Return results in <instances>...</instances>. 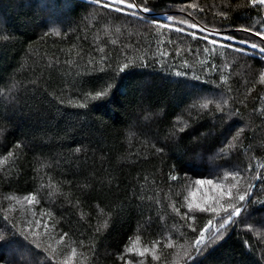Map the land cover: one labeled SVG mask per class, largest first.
Wrapping results in <instances>:
<instances>
[{
    "label": "trees",
    "instance_id": "1",
    "mask_svg": "<svg viewBox=\"0 0 264 264\" xmlns=\"http://www.w3.org/2000/svg\"><path fill=\"white\" fill-rule=\"evenodd\" d=\"M145 2L138 18L116 0H0L8 264H264V56L241 30L264 28L261 7ZM229 204L244 211L219 229Z\"/></svg>",
    "mask_w": 264,
    "mask_h": 264
},
{
    "label": "snow or ice",
    "instance_id": "2",
    "mask_svg": "<svg viewBox=\"0 0 264 264\" xmlns=\"http://www.w3.org/2000/svg\"><path fill=\"white\" fill-rule=\"evenodd\" d=\"M95 2L99 4L100 0H95ZM116 2L120 3V4H125L127 9H133V8L136 9V11L131 13V14L134 16H137L138 18H140V15H139L140 13L147 14V13H150L152 11V8H150L148 6V3L145 2V0H116ZM250 3L253 7H259L261 5H264V0H250ZM104 7L111 8L112 4L105 3ZM192 7L195 8L196 5H192ZM116 10L120 11L121 9H116ZM143 20L147 21L146 15L143 17ZM167 20L171 21L172 17L171 16L167 17ZM152 23L157 25L158 27H167L169 29L172 28L171 24H163L162 22L156 20L155 18L152 19ZM181 23L188 24V26L190 28L198 29L199 31H205L204 29H201L200 26L196 23H189V21H187V20L182 21ZM262 24H264V22H262ZM241 30L249 32V33H253L256 36L261 37L260 44L257 45L256 43H252L251 47L254 49L259 48L260 54L262 56H264V28H257V27L245 25V26H242ZM177 31H184V29H177ZM192 36H193V38H195L196 33H192ZM204 39L208 40V42L214 46L218 43L215 39H209L208 36H205ZM227 39L232 40V39H235V37L229 36V37H227ZM241 42L244 43L246 41H241ZM235 50L241 51L240 49H235ZM164 55H167V53H164ZM102 59H103V57H102ZM123 67L124 66H121V71H123ZM220 79L223 81L225 79V77L221 76ZM260 81L262 83H264V72H261V74H260ZM103 94H104L103 92L97 91L93 98H99ZM81 107H83V105H81ZM203 107H207V104L203 105ZM172 179H176V177H172ZM206 182L211 183V181H202V180L197 181V183H206ZM249 188H251V186H249ZM223 194L224 193H222V195ZM226 194L231 196V192H228ZM250 198H251L250 195H246L245 193H241L238 197L240 202H244L246 199H250ZM29 202L31 203V198L29 199ZM188 207H189V209H193L192 204H189ZM196 208H199L201 211H204V212L219 213L221 211V208H223V205H221L220 207H211V206L201 207L200 205H196ZM228 209H231V211L229 212L227 209H225L224 216L219 217V221H222V222L218 221L219 229H224L226 225L230 224L233 221L234 218L240 217L244 211L242 204L238 205V206H233L232 204H229ZM225 216L227 217V219H225ZM210 226L216 227V225L213 223L212 220H209L204 225V227L200 229V234L196 238L195 247H194V250L196 251L197 254H199V252L202 250L201 246L205 244V233L209 229ZM37 247H39V245H37ZM0 261H4V264H8V262L5 261V258L2 255H0Z\"/></svg>",
    "mask_w": 264,
    "mask_h": 264
},
{
    "label": "rangeland",
    "instance_id": "3",
    "mask_svg": "<svg viewBox=\"0 0 264 264\" xmlns=\"http://www.w3.org/2000/svg\"><path fill=\"white\" fill-rule=\"evenodd\" d=\"M50 12V11H49ZM187 26H188V24H186ZM213 184V183H212ZM214 185V186H213ZM212 186L214 187V190H219L220 189V186H218V185H216V184H213ZM204 187H206V188H211V186H210V183H207L206 185H204ZM195 191V192H194ZM193 192V194H191V196H190V200H192V201H197V202H199V201H201V200H203V198H202V195H203V193H204V188H197V190H194ZM232 223V222H231ZM231 223L230 224H228V225H231ZM228 225H226L225 227H227ZM213 231H214V233L216 234L217 233V231H218V229L216 228V227H213ZM132 252H135L136 254H137V258H141L140 256V254H139V250L138 249H135V250H132L130 253H129V255L130 256H132L133 255V253Z\"/></svg>",
    "mask_w": 264,
    "mask_h": 264
},
{
    "label": "built area",
    "instance_id": "4",
    "mask_svg": "<svg viewBox=\"0 0 264 264\" xmlns=\"http://www.w3.org/2000/svg\"><path fill=\"white\" fill-rule=\"evenodd\" d=\"M260 7H261L262 15L264 17V5H261Z\"/></svg>",
    "mask_w": 264,
    "mask_h": 264
}]
</instances>
